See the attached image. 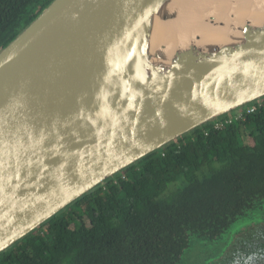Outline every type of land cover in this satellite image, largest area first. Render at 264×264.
Wrapping results in <instances>:
<instances>
[{"label": "water", "instance_id": "95a60500", "mask_svg": "<svg viewBox=\"0 0 264 264\" xmlns=\"http://www.w3.org/2000/svg\"><path fill=\"white\" fill-rule=\"evenodd\" d=\"M200 1L52 0L0 49V253L264 97V0L220 17Z\"/></svg>", "mask_w": 264, "mask_h": 264}, {"label": "trees", "instance_id": "16d2710c", "mask_svg": "<svg viewBox=\"0 0 264 264\" xmlns=\"http://www.w3.org/2000/svg\"><path fill=\"white\" fill-rule=\"evenodd\" d=\"M51 1L0 0V49ZM252 104L244 119L206 123L105 180L0 264H178L190 235L218 237L264 202V97Z\"/></svg>", "mask_w": 264, "mask_h": 264}, {"label": "flooded vegetation", "instance_id": "af4514ba", "mask_svg": "<svg viewBox=\"0 0 264 264\" xmlns=\"http://www.w3.org/2000/svg\"><path fill=\"white\" fill-rule=\"evenodd\" d=\"M245 215H249L246 218H252V224L242 226L236 231L218 256L202 262L199 258H194L191 262L189 259L187 264H264V202L258 203L237 219ZM227 229L215 238L198 235H195V238L217 241L222 238ZM180 262H182L181 258L178 264H182Z\"/></svg>", "mask_w": 264, "mask_h": 264}, {"label": "rangeland", "instance_id": "374dc122", "mask_svg": "<svg viewBox=\"0 0 264 264\" xmlns=\"http://www.w3.org/2000/svg\"><path fill=\"white\" fill-rule=\"evenodd\" d=\"M247 216L249 215L242 216L234 221L224 233L222 238L217 241L202 240L200 238H195V235H191L189 237L188 246L183 253L184 257L182 260V264H187V261L189 259L191 262L194 258H199V261L202 262L218 256L225 247V244L231 240V236L236 231H238L242 226L245 227L252 224V218H246Z\"/></svg>", "mask_w": 264, "mask_h": 264}, {"label": "bare ground", "instance_id": "6f19581e", "mask_svg": "<svg viewBox=\"0 0 264 264\" xmlns=\"http://www.w3.org/2000/svg\"><path fill=\"white\" fill-rule=\"evenodd\" d=\"M252 2V0H201L200 4L202 3L204 8L210 9L211 12L220 17L230 11H235L239 15L256 13L258 11V8H255L257 3L255 2L251 6ZM192 14L196 13L193 12ZM199 19L200 17L195 15L190 21L197 22ZM202 27L207 28V25H203Z\"/></svg>", "mask_w": 264, "mask_h": 264}, {"label": "built area", "instance_id": "2783aa9c", "mask_svg": "<svg viewBox=\"0 0 264 264\" xmlns=\"http://www.w3.org/2000/svg\"><path fill=\"white\" fill-rule=\"evenodd\" d=\"M255 108L256 107L254 104L247 105L246 107L228 115L227 117H224V119L221 118L216 119L215 121L212 122V124L214 125L215 128L221 129L225 123H230L238 119H244L247 114L253 113L255 111Z\"/></svg>", "mask_w": 264, "mask_h": 264}]
</instances>
